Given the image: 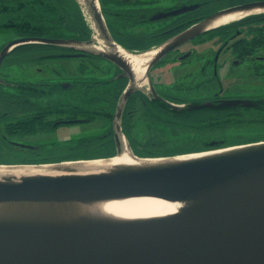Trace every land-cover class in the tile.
<instances>
[{"label":"flooded vegetation","instance_id":"obj_1","mask_svg":"<svg viewBox=\"0 0 264 264\" xmlns=\"http://www.w3.org/2000/svg\"><path fill=\"white\" fill-rule=\"evenodd\" d=\"M253 2L264 0H119L116 5L107 2L101 11L112 39L130 52H140L169 42L212 13ZM2 9L0 29L12 31V36L0 43V51L8 42L24 37L78 39L58 31L46 33L39 20L9 21L5 27ZM253 9L262 10L179 43L151 66L148 79L134 83L121 113V129L130 145L138 142L133 137L136 121L151 120L152 125L156 117H162L157 102L169 110L170 103L182 105L179 110L191 114L222 110L234 115L232 119L256 107L264 112V6L246 11ZM92 54L74 44L40 41L8 48L0 62V163L54 162L39 159L40 147L60 127L74 123L97 122L96 130L102 135L96 139L115 144L112 119L129 78L111 60ZM80 87L84 90L77 92ZM226 100L236 103L227 105ZM137 112L142 118L135 117ZM109 155H66L57 162Z\"/></svg>","mask_w":264,"mask_h":264},{"label":"water","instance_id":"obj_2","mask_svg":"<svg viewBox=\"0 0 264 264\" xmlns=\"http://www.w3.org/2000/svg\"><path fill=\"white\" fill-rule=\"evenodd\" d=\"M77 1L87 13L97 38L94 35L87 40L19 38L3 46L0 62L10 46L32 41L74 44L114 62L122 69V75L129 78L112 119L115 155L129 148L135 159L141 158L132 152L121 130L122 109L127 96L134 90L131 65L113 50L116 44L106 27L98 0H85L88 8ZM263 6L264 2H253L204 17L156 47L144 76L147 77L151 66L169 50L211 27L219 17ZM95 42L100 43L99 48ZM85 44L92 48L87 49ZM151 88L155 92L153 86ZM242 104L250 105V101H242ZM237 146L242 147L230 146L233 149L218 154L173 159L163 165L106 166L98 173H77L78 166L65 164L67 161L50 164L52 170L67 174H21L16 178V174L0 173V201L3 202H64L137 196L196 201L167 217L125 224L0 223V264H264V140ZM24 165L27 164L8 166Z\"/></svg>","mask_w":264,"mask_h":264},{"label":"bare ground","instance_id":"obj_3","mask_svg":"<svg viewBox=\"0 0 264 264\" xmlns=\"http://www.w3.org/2000/svg\"><path fill=\"white\" fill-rule=\"evenodd\" d=\"M85 8V0H80ZM253 9L250 11H238L228 13L214 20L211 26H218L236 20L250 12L260 11ZM99 48V47H97ZM113 50L122 56L132 68L135 82L144 81V72L155 49L143 52H130L121 46H113ZM242 147V146H234ZM221 149V150H220ZM233 147L219 148L203 152H193L187 154H177L173 157L159 156L135 159L129 148H125L119 154L112 157L79 160L64 162L68 165H77V173H98L102 172V167L113 165L139 166L145 167L150 164L163 165L174 160H188L210 154H218L231 150ZM112 155V154H111ZM76 162V163H75ZM51 163L24 166L1 165L0 173L16 174L19 178L21 174H67L68 172L52 170ZM194 200H164L154 197L137 196L107 198L84 201H64V202H3L0 201V223L31 224L46 226H73V225H99V224H125L128 222H142L151 219L167 217L195 204Z\"/></svg>","mask_w":264,"mask_h":264},{"label":"trees","instance_id":"obj_4","mask_svg":"<svg viewBox=\"0 0 264 264\" xmlns=\"http://www.w3.org/2000/svg\"><path fill=\"white\" fill-rule=\"evenodd\" d=\"M118 1L99 0L101 10L104 11L107 2L116 5ZM33 2L45 6L37 15L46 33L58 31L61 35L68 34L81 40L89 38L91 28L76 0H31L28 3ZM55 24L58 26L56 29L53 28ZM171 111L175 112L171 119L161 121L155 118L152 134H148L144 145L139 144L142 148L131 146L136 155L172 156L264 140V119L254 120L258 117L255 115L239 114L236 115L237 119H232L234 115L226 114L222 110H206L204 114H191L173 108ZM254 113L262 115L264 112ZM135 117L142 118V114L137 112ZM125 133L130 134L128 130ZM129 137L131 140V135Z\"/></svg>","mask_w":264,"mask_h":264},{"label":"rangeland","instance_id":"obj_5","mask_svg":"<svg viewBox=\"0 0 264 264\" xmlns=\"http://www.w3.org/2000/svg\"><path fill=\"white\" fill-rule=\"evenodd\" d=\"M31 0H0V8H3L4 17L3 21H7L3 23L5 27H9V21H26L28 23H33L35 21L40 22V19L35 18L34 16H38V12L44 10V5L39 2L28 3ZM86 13V12H85ZM6 24V25H5ZM12 36V31L10 30H2L0 29V43L3 42L8 37ZM95 44L99 47L100 43L95 42ZM89 47V46H88ZM169 67V66H168ZM164 69L163 75L166 74V70ZM77 74V73H76ZM156 74V73H154ZM169 74V73H167ZM23 77L28 79V76L24 75ZM21 78V77H20ZM163 78L167 80H172L169 76H164ZM104 89V88H100ZM83 88H77L78 91H83ZM67 96V95H66ZM156 107L161 111L159 113L162 117H156L159 120H166L167 118H173L174 113L169 110L162 103L157 102ZM255 109L262 108H252L247 112V115H255L258 116L254 120L261 121L264 119V113L262 115L255 114ZM157 114V112H154ZM246 114V113H245ZM247 120V119H245ZM151 121V120H150ZM150 121H146L144 119H140L138 122L136 121V126L133 127L135 134L133 137L138 138L135 140L136 143H132L133 146L143 145L146 138H148V134H152V125ZM131 125H133L131 123ZM98 127L97 122H82V123H74L68 126H62L55 134L51 136V140L44 142V145L40 147L39 158L40 160H49L57 162V160L61 159L64 156H72V157H90V156H99L109 154L111 152L117 151L116 145L113 142H101L98 141V137L102 135V131H97ZM135 128H137L135 130ZM97 138V139H96ZM174 139V138H173ZM59 162V161H58Z\"/></svg>","mask_w":264,"mask_h":264},{"label":"crops","instance_id":"obj_6","mask_svg":"<svg viewBox=\"0 0 264 264\" xmlns=\"http://www.w3.org/2000/svg\"><path fill=\"white\" fill-rule=\"evenodd\" d=\"M115 152V151H114ZM114 152H111V153H109V154H114Z\"/></svg>","mask_w":264,"mask_h":264}]
</instances>
